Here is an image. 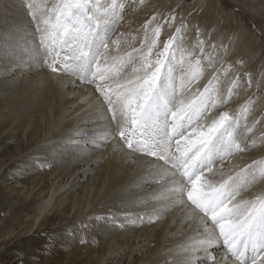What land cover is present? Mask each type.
<instances>
[{"label": "bare ground", "instance_id": "bare-ground-1", "mask_svg": "<svg viewBox=\"0 0 264 264\" xmlns=\"http://www.w3.org/2000/svg\"><path fill=\"white\" fill-rule=\"evenodd\" d=\"M121 1L116 28L117 36L123 34L121 55L124 49L140 48L146 33L149 40L155 39L156 28H162L156 48L162 50L164 40L182 28L184 40L170 50L176 61L183 57L181 63L169 62L177 88L183 78L193 81V91H203L218 77L211 93L217 107L209 117L228 111L240 125L264 121V0H228L229 10L220 5L221 0H198L208 9L199 16L195 6L184 7L180 0ZM244 17L257 27L249 29ZM27 68L0 58V128L12 121L13 131L18 132L26 122L24 134L32 146L16 161L49 148L48 154L58 163L49 179L67 177L41 201L39 212L58 198L56 223L73 235L87 217L97 221L96 246L102 255L97 264H176L200 237V225L172 199V185L154 165L156 158L114 151L112 143L83 144L86 150H77L73 145L82 141L80 133L96 127L93 119L99 93L95 86L69 77L54 79L45 68L37 70L33 64ZM247 135L256 144L243 154L241 163L264 159L261 123ZM213 173L205 172V178L215 183L219 177ZM257 192H264V182L244 196L251 198ZM211 252L217 260L223 254L218 246ZM205 255L195 250L189 253L192 264H202Z\"/></svg>", "mask_w": 264, "mask_h": 264}, {"label": "snow or ice", "instance_id": "snow-or-ice-1", "mask_svg": "<svg viewBox=\"0 0 264 264\" xmlns=\"http://www.w3.org/2000/svg\"><path fill=\"white\" fill-rule=\"evenodd\" d=\"M16 6L29 18L31 63L54 79H79L99 93L96 127L81 132L82 141L73 147L85 151L83 144L112 143L114 151L129 156L155 157L172 185V199L199 222L200 237L176 264H192L193 250L206 254L202 264H264V192L244 196L264 182V159L241 163L256 144L247 133L256 123L264 132V121L240 125L228 111L209 117L217 107L211 93L218 77L203 91L181 78L178 89L169 62L183 57L176 61L170 54L172 38L156 50L146 33L140 48L121 55L116 0H19ZM159 33L156 28L153 37ZM205 172L218 181H207ZM217 246L223 253L218 260L211 252Z\"/></svg>", "mask_w": 264, "mask_h": 264}, {"label": "rangeland", "instance_id": "rangeland-1", "mask_svg": "<svg viewBox=\"0 0 264 264\" xmlns=\"http://www.w3.org/2000/svg\"><path fill=\"white\" fill-rule=\"evenodd\" d=\"M18 2L0 0V58L20 66L27 65L30 69L32 64L26 49L32 43L31 29L29 18L16 6ZM101 2L107 3L108 0ZM116 2L121 5L122 1ZM180 2L184 7L195 6L196 16L208 10L199 5L198 0ZM220 2L222 7H228L227 10L231 8L228 0ZM243 22L249 29L257 27L249 18L244 17ZM159 29L161 33L162 28ZM178 31L172 37L173 45L185 38L184 29ZM160 33L155 37L156 45L160 43ZM11 122L0 128V264H97L102 258L96 246L97 221L87 217L73 235L68 227L56 223L58 198H54L43 213L39 212L41 201L52 195L54 187L63 185L67 177L49 179L58 168L54 157L48 154L51 152L49 148H44L36 156L33 153V157L16 161L31 148L32 142L24 134L26 122L18 132L13 131Z\"/></svg>", "mask_w": 264, "mask_h": 264}]
</instances>
